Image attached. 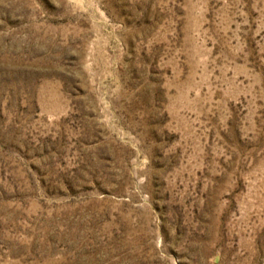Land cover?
<instances>
[{
  "label": "rangeland",
  "instance_id": "obj_1",
  "mask_svg": "<svg viewBox=\"0 0 264 264\" xmlns=\"http://www.w3.org/2000/svg\"><path fill=\"white\" fill-rule=\"evenodd\" d=\"M0 264H264V0H0Z\"/></svg>",
  "mask_w": 264,
  "mask_h": 264
}]
</instances>
